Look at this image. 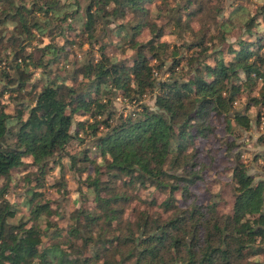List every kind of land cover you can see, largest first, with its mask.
<instances>
[{"label": "trees", "instance_id": "trees-1", "mask_svg": "<svg viewBox=\"0 0 264 264\" xmlns=\"http://www.w3.org/2000/svg\"><path fill=\"white\" fill-rule=\"evenodd\" d=\"M252 1L0 0V264L264 263V180L242 151L231 212L191 189L206 166L196 140L223 124L232 154L264 113V0ZM65 167L80 177L72 210L44 190ZM146 186L163 201L144 203Z\"/></svg>", "mask_w": 264, "mask_h": 264}, {"label": "rangeland", "instance_id": "rangeland-1", "mask_svg": "<svg viewBox=\"0 0 264 264\" xmlns=\"http://www.w3.org/2000/svg\"><path fill=\"white\" fill-rule=\"evenodd\" d=\"M237 3L246 5V7L251 11L256 10L258 5L255 2L253 3L252 0H234V4ZM150 7L153 9V5H150ZM240 34L241 27H238L231 35L226 37V42H232ZM168 39L176 43L181 42V38L177 37L175 34L169 35ZM186 39H188V37H186ZM215 46L218 47L219 44H216ZM86 47L87 46L85 44L83 49ZM246 101L247 94L243 93L236 104L237 109L244 107ZM146 102L151 104L149 97H146ZM114 106L118 112H121L122 110L125 111L124 107H127V109L131 108V106H123L120 98L115 99ZM256 109V107H252L249 111V115L253 119L255 118ZM260 135H264V123H260L258 126L254 125L252 131L250 132L241 133V136H239L237 141L242 142L243 145L242 147L235 148L232 154H229L227 151H225V142L229 141L231 138L233 139V137L232 135L230 137L227 136L223 124H218L216 133L213 136L207 139L196 140V147L202 149L199 154V160L206 165L202 171L201 180L197 181L196 184L191 188L194 195L197 196L198 201L206 203L209 198H211V195H219L221 200L218 204L219 211L231 212L233 202L231 171L235 163L234 153L237 150L242 151L240 158L247 163L248 173L253 175L256 180H264V140H258ZM102 177L104 178L105 175H102ZM46 178L47 183L44 190L49 195V198L59 203L60 207H63L65 210H72L73 201L70 198V192L69 195L67 192L79 185L80 177L65 167L62 169V172L61 169L54 168V172L47 175ZM53 184L56 186L52 187L51 185ZM23 192L24 189L22 187L16 188L13 192L14 196H12V200L17 205L16 217L26 213V208L23 204ZM138 194L142 199L146 200L144 203L150 202L149 200L151 197L156 198L158 202L163 201L165 198V195L156 192L151 186L139 187ZM179 201H181V199H179ZM144 203L137 204L139 209L147 208L149 209V212L159 210L157 205L150 207V204Z\"/></svg>", "mask_w": 264, "mask_h": 264}, {"label": "built area", "instance_id": "built-area-1", "mask_svg": "<svg viewBox=\"0 0 264 264\" xmlns=\"http://www.w3.org/2000/svg\"><path fill=\"white\" fill-rule=\"evenodd\" d=\"M235 104H236V102H235ZM260 121H261V122H260L261 124L264 123V113L261 114Z\"/></svg>", "mask_w": 264, "mask_h": 264}]
</instances>
